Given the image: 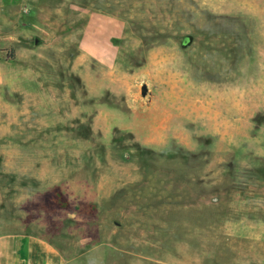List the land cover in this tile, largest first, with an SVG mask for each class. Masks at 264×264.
<instances>
[{
    "label": "rangeland",
    "instance_id": "1",
    "mask_svg": "<svg viewBox=\"0 0 264 264\" xmlns=\"http://www.w3.org/2000/svg\"><path fill=\"white\" fill-rule=\"evenodd\" d=\"M0 225L264 264V0H0Z\"/></svg>",
    "mask_w": 264,
    "mask_h": 264
},
{
    "label": "crops",
    "instance_id": "2",
    "mask_svg": "<svg viewBox=\"0 0 264 264\" xmlns=\"http://www.w3.org/2000/svg\"><path fill=\"white\" fill-rule=\"evenodd\" d=\"M74 260L62 254L44 233L12 231L0 225V264H72ZM250 262L244 258L240 264Z\"/></svg>",
    "mask_w": 264,
    "mask_h": 264
},
{
    "label": "water",
    "instance_id": "3",
    "mask_svg": "<svg viewBox=\"0 0 264 264\" xmlns=\"http://www.w3.org/2000/svg\"><path fill=\"white\" fill-rule=\"evenodd\" d=\"M147 92H148L147 86H146L145 84H143V85L141 86V90H140V94H141V96H142V97H145L146 94H147Z\"/></svg>",
    "mask_w": 264,
    "mask_h": 264
}]
</instances>
